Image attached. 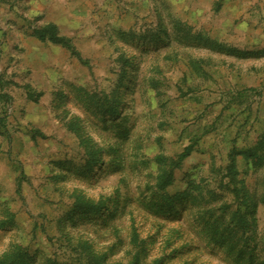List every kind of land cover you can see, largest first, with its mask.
I'll return each instance as SVG.
<instances>
[{
  "label": "rangeland",
  "instance_id": "1",
  "mask_svg": "<svg viewBox=\"0 0 264 264\" xmlns=\"http://www.w3.org/2000/svg\"><path fill=\"white\" fill-rule=\"evenodd\" d=\"M1 115L0 261L264 264V0H0Z\"/></svg>",
  "mask_w": 264,
  "mask_h": 264
},
{
  "label": "trees",
  "instance_id": "2",
  "mask_svg": "<svg viewBox=\"0 0 264 264\" xmlns=\"http://www.w3.org/2000/svg\"><path fill=\"white\" fill-rule=\"evenodd\" d=\"M35 34L36 36L41 40V41H49V42H52V43H60L66 47H68L72 53H76V51L74 50L72 44L70 43V41L65 38L63 35H60L59 32H58V28L56 25H54L53 23H48L47 25L41 27V28H37L35 30ZM248 91V89H246L244 92ZM243 93H240L239 94V98H242L243 99ZM110 111L111 108L109 109ZM5 115H1L0 116V130H1V126L3 125V120H4V117ZM193 150V146L192 145H188L186 147L183 148L182 152H180V154L178 155V161H182L184 160L186 157H188L190 155V153L192 152ZM234 151V150H233ZM235 154H244L245 156L247 157H254L256 158L255 161H257V153L255 150H252L250 148L248 149H244V150H239V151H235V152H230V155H231V161H230V164L231 166H234V161H235ZM231 166H230V169H231ZM232 174L234 173L235 169L232 168ZM168 182L166 181L165 178L163 177H159V180H158V185L160 187H165L166 184ZM93 206L90 205V208H92ZM21 263V262H20ZM0 264H6V262L4 261H0Z\"/></svg>",
  "mask_w": 264,
  "mask_h": 264
}]
</instances>
